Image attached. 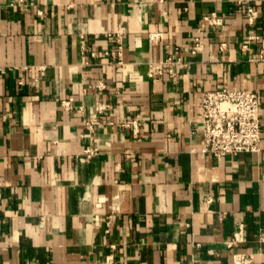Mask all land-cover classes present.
<instances>
[{"label": "crops", "instance_id": "1", "mask_svg": "<svg viewBox=\"0 0 264 264\" xmlns=\"http://www.w3.org/2000/svg\"><path fill=\"white\" fill-rule=\"evenodd\" d=\"M170 58L188 67L152 79ZM223 88L259 91L260 153L201 152L203 95ZM263 251L264 0H0V264H264Z\"/></svg>", "mask_w": 264, "mask_h": 264}, {"label": "built area", "instance_id": "2", "mask_svg": "<svg viewBox=\"0 0 264 264\" xmlns=\"http://www.w3.org/2000/svg\"><path fill=\"white\" fill-rule=\"evenodd\" d=\"M242 4L243 0H237ZM19 5L28 7L30 0H11V6ZM246 16L248 23L253 25L258 17L259 11L254 7H247ZM224 24L222 17L213 13L204 18V25L219 29ZM162 38L161 33L151 35L152 41ZM203 46L200 39H195L192 53L196 54ZM188 67L180 59H167L153 65L150 77L160 81L168 73L176 77L177 67ZM70 101L65 102V107H70ZM108 107L103 105L97 111L103 113ZM199 118L194 133H200L203 138L201 152L218 160L228 156L240 154H257L262 151L263 130L261 121L260 93L256 90L229 89L207 91L203 95V104L199 111ZM136 127V122H133ZM90 155L93 153L87 151ZM239 231L235 233L234 242H241L243 225L238 226ZM264 255V251H263ZM234 264H253V260L242 254L234 255Z\"/></svg>", "mask_w": 264, "mask_h": 264}]
</instances>
